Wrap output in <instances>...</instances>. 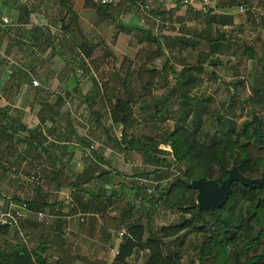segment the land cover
<instances>
[{"label":"crops","instance_id":"obj_1","mask_svg":"<svg viewBox=\"0 0 264 264\" xmlns=\"http://www.w3.org/2000/svg\"><path fill=\"white\" fill-rule=\"evenodd\" d=\"M151 1L167 8L159 3L164 0ZM99 5L100 0H0V212L22 202L42 208L31 207L19 229L6 227L0 249L24 242L36 253L44 251L46 264L112 262L122 238L106 224L104 212L122 216L128 209L119 206L123 198L132 203L128 188L139 189L134 182L122 184V125L113 119L117 99L124 98L125 59L117 62L123 32L116 26L135 25L136 7L126 15L112 8L110 17ZM156 58L148 59L149 66L162 68L166 56L158 65ZM107 70L119 81L103 83L99 74ZM59 172L82 187L59 188ZM37 211L51 215L50 222H39Z\"/></svg>","mask_w":264,"mask_h":264},{"label":"rangeland","instance_id":"obj_2","mask_svg":"<svg viewBox=\"0 0 264 264\" xmlns=\"http://www.w3.org/2000/svg\"><path fill=\"white\" fill-rule=\"evenodd\" d=\"M231 1L235 2L233 7H228L229 9L219 8L222 3H230ZM159 3H163L167 8L154 4L151 0H139L135 10L137 14L135 15V25L127 27L122 24V26H116L117 28L120 27L123 32L120 41L122 53L117 57V62L120 63L125 58L132 61V69L128 72L124 71L121 75L123 84L120 91L125 98L128 97V94L133 95L131 97L133 99L131 102L132 123L127 129L119 125L120 140H123L125 136L126 139H133L139 147L164 159L173 155L170 146L164 142V139L166 133L171 132L176 124L174 114L166 119H159L161 121L158 120L157 123L150 122L147 120L146 113L141 111L142 102L136 100L141 87L138 86V80L133 74L136 72L139 63L135 59V55L138 48L145 43L142 41L147 38L145 34L147 30L154 33L160 32L163 35L161 40L163 46L161 48H158L157 45L154 47L157 56L154 62L157 65L164 61L163 56H166V59L169 58V63L175 61L180 70L182 69L180 62H195L198 59L205 62V65L199 70L189 69L186 73H193L198 76V82L193 85L192 96L206 101V104L212 107L211 110L214 111V114L217 113V117H219V120H214L213 129L217 128L219 122L227 127H230L233 123L240 126L246 119L252 118L254 113L259 114L264 121V95L257 97L251 86L252 76L264 82V58L261 57V44L264 43V0H192L189 2L164 0ZM241 6H243V9ZM208 10H211V14H216V16L224 13L232 15L233 21L228 25L209 23ZM118 23H123V21L117 22V25H119ZM205 28L211 29L213 34L218 30L225 34L228 32L227 34L231 37L228 42L229 50L216 57L213 52L209 51L205 42H202L201 46L199 45L196 48L185 47L180 43V36L198 33ZM246 46L253 47L257 57L250 58L248 54H245ZM165 50L168 54H165ZM215 57L217 58L216 63L211 64L209 68L206 62L213 60ZM128 73L131 75L127 76ZM99 77L103 83L107 84L112 79V82L114 79L119 81L113 70L103 71L99 74ZM175 81L176 74L169 72L165 87L158 85L150 89L155 96H159ZM176 101L178 100L172 101L171 107L173 109L178 106ZM197 109L199 114L204 117L207 116L202 103H197ZM169 112L171 113V110L166 111L165 115H169ZM206 121L208 123V116ZM205 128H209V124H206ZM121 150L125 161L123 166L118 167L119 172L122 173V184L126 182L130 186L134 182L139 186V189L131 192L124 184V188H128V196L131 197L132 203L126 204L128 199L125 197L119 206L122 208L126 206L132 212L133 217L129 218L131 225L143 226L144 239L148 237L150 228L157 231L162 226L183 225L184 228L179 239H176V237L166 239L170 242L171 248H176V251H178L176 264H220L218 263L220 259H228L227 251L233 250L240 239L239 229L233 224L224 231L221 221L218 222L213 213L204 211L200 215H196L195 207L188 209L187 202L194 199L197 203V191L191 190L192 194L185 195L186 199L184 197L182 199L181 190L183 187L180 183L177 184V189L173 188L171 192L164 195L160 206L152 209L148 201L149 194L154 192L158 183L161 189L167 192V187L172 179V177H165L160 181L158 178L166 172L167 166L164 163H156L154 160L152 163H147L145 155L137 149L127 150V152L123 148ZM157 169L158 171H155ZM195 175H198L197 171ZM257 177H260V173ZM156 195L160 196L161 193H156ZM164 200L168 201L167 204H163ZM180 202L185 203L181 205ZM127 233V227L120 231L119 236H121L122 241ZM216 233L219 238H224L228 246L226 253L223 252L222 257L218 256V258L207 255L206 245V248H203L207 236ZM228 238L230 240H227ZM120 246L116 251L115 258L119 253ZM208 248H211L210 244ZM147 258L148 250H135L127 258L126 264H145ZM240 259L239 264H248V257L242 256ZM113 261L109 264H114ZM90 264L98 263L92 262Z\"/></svg>","mask_w":264,"mask_h":264},{"label":"trees","instance_id":"obj_3","mask_svg":"<svg viewBox=\"0 0 264 264\" xmlns=\"http://www.w3.org/2000/svg\"><path fill=\"white\" fill-rule=\"evenodd\" d=\"M138 4L139 0H120L115 6L112 3H101L97 6V9L101 14L112 17V8L117 10L118 13L126 15ZM233 5H235V2L231 1L230 3H222L219 8L226 9L233 7ZM210 11L208 10L209 23L228 25L233 21L232 15L224 13L216 16V14H211ZM212 13L214 12L212 11ZM212 32L211 29L205 28L198 33L184 34L179 37V41L183 46H191L192 48L199 47L202 42H205L209 51L218 57V55H223L229 50L228 42L231 37L227 34L228 32L226 34L219 30L214 34ZM145 34L147 38L142 41L145 43L138 48L135 55L139 66L133 74L141 87L136 100L142 102L141 111L146 113L147 120L150 122L157 123L159 119H166L174 114L176 124L171 132L166 133L164 139V142L170 146L173 155L165 159L153 155L150 151L139 147L133 139H126V136L122 142L117 143L120 145L123 143V149H137L142 152L149 163L154 160L156 163H164L167 166L166 172L158 178L161 181L162 178L172 177L167 187L168 190L166 192L161 189L158 183L154 192L149 194L150 207L155 209V207L160 206L164 195L171 192L173 188L177 189L178 183L183 187L181 190L182 199L185 195H191L192 191H195L191 184L194 179L201 177L206 179L215 178L221 183L228 176V169L233 165H236L249 177H257L258 173L261 176L264 173V121L259 114L254 113L252 118L246 119L240 126L233 123L230 127H227L218 121L219 125L213 129L214 120H219V117H217V113L214 114V111L211 110L212 107L206 104V101L192 96L193 85L198 82V76L193 73H186L189 69L199 70L205 65V62L199 59L195 62H185L182 69L178 70L175 61L169 63V58H167L162 68L149 66L148 59L154 57L156 53L154 47L157 45L158 48H161L163 43L156 33L147 30ZM261 50V57L264 58V43L261 44ZM84 51L87 52L85 49ZM245 54H248L250 58L257 57L253 47L246 46ZM216 57L206 62L209 68L211 64L216 63ZM130 62L127 58L123 61L125 72ZM169 72L176 74V81L166 88L164 93L155 96L150 88L155 84L165 87ZM128 75L131 74L128 73ZM252 78L253 92L257 97H262L264 95V82L255 76H252ZM132 96L128 94L127 98L117 99L114 106V121L126 129L132 123ZM173 100H178L176 101L178 102L176 109L171 107ZM197 103H202L205 107L208 123H206L207 116L204 117L198 113ZM168 110H171V113L165 115ZM206 124H209V128H205ZM155 171H158V169ZM196 171L198 175H195ZM56 179L59 188L82 187L63 172H59ZM156 193H161V195H156ZM184 199L186 198L184 197ZM166 202L168 201L164 200L163 204H167ZM185 202H180V204L182 205ZM187 204L188 209L195 207V214L200 215L197 213L194 199L187 202ZM34 209L42 208L34 207ZM129 211V209L125 210V213L118 218L104 212L106 224L120 232L123 225H127L125 221L130 218ZM204 211L213 213L217 221H221L224 231L233 224L239 229L240 239L237 241V245L233 250L227 251L228 259H220L218 263L239 264L240 258L245 256L248 257V264H264V186L260 187L257 184L244 186L239 182H234L233 193L226 204L215 210H202L201 213ZM6 227L10 226L0 225V233ZM126 227L128 233L123 238L119 253L114 259V264H126L127 258L135 250H148V258L145 264L177 263L178 251H176V248L172 249L170 242L166 239L171 237L179 239L182 235L183 225L162 226L157 231L150 228L149 235L145 239L142 225L128 224ZM209 244L211 248H208ZM205 245L207 246V255L216 256L217 258L218 256L222 257L221 254L226 253L228 248L224 238H219L217 233L207 236L203 248H206ZM41 253L32 251L24 242L7 244L6 247L0 249V264H46L47 256L44 255V251L43 254Z\"/></svg>","mask_w":264,"mask_h":264},{"label":"water","instance_id":"obj_4","mask_svg":"<svg viewBox=\"0 0 264 264\" xmlns=\"http://www.w3.org/2000/svg\"><path fill=\"white\" fill-rule=\"evenodd\" d=\"M234 182L244 186L257 184L264 186V173L260 177L245 175L236 165L228 169V176L219 183L215 178H197L192 181L193 188L197 191V213L202 210H215L226 204L233 193Z\"/></svg>","mask_w":264,"mask_h":264},{"label":"built area","instance_id":"obj_5","mask_svg":"<svg viewBox=\"0 0 264 264\" xmlns=\"http://www.w3.org/2000/svg\"><path fill=\"white\" fill-rule=\"evenodd\" d=\"M185 2H189L192 0H182ZM114 0H100V3L107 4V3H113ZM243 9V6H241ZM33 85L40 86V82L37 79L32 80ZM92 157V156H91ZM41 175L38 174L35 179H40ZM33 210L28 204V202H22V204L18 205L14 211H7V212H0V225H7L11 227L20 228V224L23 220H25L30 213H32ZM37 220L39 222H50L51 215L47 214L43 211H37L35 212Z\"/></svg>","mask_w":264,"mask_h":264}]
</instances>
